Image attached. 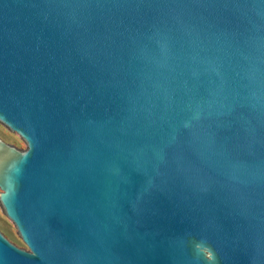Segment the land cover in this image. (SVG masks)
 <instances>
[{"label":"water","instance_id":"95a60500","mask_svg":"<svg viewBox=\"0 0 264 264\" xmlns=\"http://www.w3.org/2000/svg\"><path fill=\"white\" fill-rule=\"evenodd\" d=\"M0 264H264V0H0Z\"/></svg>","mask_w":264,"mask_h":264},{"label":"rangeland","instance_id":"374dc122","mask_svg":"<svg viewBox=\"0 0 264 264\" xmlns=\"http://www.w3.org/2000/svg\"><path fill=\"white\" fill-rule=\"evenodd\" d=\"M0 137L4 139L5 141L10 142L14 145H17L19 143H23L24 145H26L22 139H20L14 133H11L10 131H8L1 124H0ZM0 225H5L9 230H11L16 236L19 237L14 224L4 215L1 207H0Z\"/></svg>","mask_w":264,"mask_h":264}]
</instances>
